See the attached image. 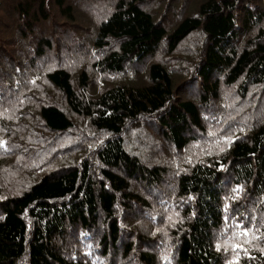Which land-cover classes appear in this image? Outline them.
Masks as SVG:
<instances>
[{
    "label": "trees",
    "instance_id": "obj_1",
    "mask_svg": "<svg viewBox=\"0 0 264 264\" xmlns=\"http://www.w3.org/2000/svg\"><path fill=\"white\" fill-rule=\"evenodd\" d=\"M0 264H264L263 0H0Z\"/></svg>",
    "mask_w": 264,
    "mask_h": 264
},
{
    "label": "rangeland",
    "instance_id": "obj_2",
    "mask_svg": "<svg viewBox=\"0 0 264 264\" xmlns=\"http://www.w3.org/2000/svg\"><path fill=\"white\" fill-rule=\"evenodd\" d=\"M263 4H264V0H263Z\"/></svg>",
    "mask_w": 264,
    "mask_h": 264
}]
</instances>
